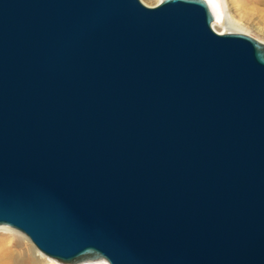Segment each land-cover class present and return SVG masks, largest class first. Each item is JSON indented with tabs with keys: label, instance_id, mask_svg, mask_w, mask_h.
<instances>
[{
	"label": "water",
	"instance_id": "water-1",
	"mask_svg": "<svg viewBox=\"0 0 264 264\" xmlns=\"http://www.w3.org/2000/svg\"><path fill=\"white\" fill-rule=\"evenodd\" d=\"M204 0H0V225L64 264H264V43Z\"/></svg>",
	"mask_w": 264,
	"mask_h": 264
},
{
	"label": "rangeland",
	"instance_id": "rangeland-1",
	"mask_svg": "<svg viewBox=\"0 0 264 264\" xmlns=\"http://www.w3.org/2000/svg\"><path fill=\"white\" fill-rule=\"evenodd\" d=\"M146 6H155L156 0H140ZM224 7L228 17L232 16L239 20V24L233 27L238 28L240 24L248 23V27L241 34L252 37L264 43V2L250 0H219ZM221 27H216L219 31ZM256 29H259L258 33ZM8 228L4 230L3 228ZM14 237L19 243H14ZM103 260V259H102ZM106 262V261H105ZM107 263V262H106ZM0 264H56L52 259L41 253L35 252L34 246L20 232L4 225H0ZM95 264V263H91ZM96 264H104L99 261ZM108 264V263H107Z\"/></svg>",
	"mask_w": 264,
	"mask_h": 264
},
{
	"label": "bare ground",
	"instance_id": "bare-ground-1",
	"mask_svg": "<svg viewBox=\"0 0 264 264\" xmlns=\"http://www.w3.org/2000/svg\"><path fill=\"white\" fill-rule=\"evenodd\" d=\"M206 4L208 5L212 16H213V22H212V28L217 32V33H242L247 27L248 23H243L240 24L238 28H234L233 26L235 24H239V20H235L234 17L230 16L228 17L224 11V7L221 4L219 0H204ZM249 1V0H248ZM251 1H258V2H264V0H250ZM156 2H159V0H156ZM145 4V3H144ZM216 27H221V30H217ZM256 31L259 33L260 30L256 29ZM4 230H8V228H3ZM14 243L18 244V238L14 237ZM35 252L40 253L35 249ZM53 260V259H52ZM99 261L104 262V264H107L105 260L99 259V260H85L82 262L78 263H73V264H91V263H99ZM54 263L56 264H64L58 261L53 260Z\"/></svg>",
	"mask_w": 264,
	"mask_h": 264
}]
</instances>
